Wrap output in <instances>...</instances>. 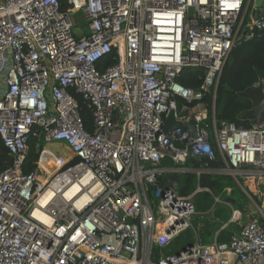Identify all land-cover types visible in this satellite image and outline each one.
Returning a JSON list of instances; mask_svg holds the SVG:
<instances>
[{
	"label": "built area",
	"instance_id": "obj_1",
	"mask_svg": "<svg viewBox=\"0 0 264 264\" xmlns=\"http://www.w3.org/2000/svg\"><path fill=\"white\" fill-rule=\"evenodd\" d=\"M66 4L0 0V140L12 159L0 171V264H264V122L217 124L213 108L209 118L201 105L177 104L215 94L235 40L243 29L248 38L263 29L264 15L249 9L252 0ZM74 15L84 29L78 35ZM113 51L114 63L98 71L96 63ZM184 68L204 69L198 90L177 82ZM75 95L91 110L90 132ZM170 111L178 121L195 120L196 138L188 130L163 133ZM32 140L39 156L24 174ZM51 143L64 144L68 156L50 154ZM213 146L224 164L217 173L233 179L257 215L241 223L244 214L228 203L220 230H237L226 242L216 232L211 243L195 241L166 257L163 248L194 230L192 197L200 189L181 196L158 180L209 171L185 163L213 159ZM73 156L78 162L65 167ZM164 159L171 165L162 167ZM75 183L81 195L68 201ZM53 184L58 197L35 216Z\"/></svg>",
	"mask_w": 264,
	"mask_h": 264
},
{
	"label": "trees",
	"instance_id": "obj_2",
	"mask_svg": "<svg viewBox=\"0 0 264 264\" xmlns=\"http://www.w3.org/2000/svg\"><path fill=\"white\" fill-rule=\"evenodd\" d=\"M60 2L61 8L65 9L67 7L66 0H60ZM248 20L247 17L246 21ZM241 33L224 62L215 94L213 95L212 90H210L200 101H191L190 103L179 99L177 100L179 106L187 104L188 107L192 108L201 105L209 112V118L213 108L217 124L225 122L241 128L251 127L252 121L243 118V116L252 108L250 100L247 99V93L259 85L262 87L264 95V28L254 30L251 38L246 36L248 31L245 29ZM114 57V51L104 56L96 63V69L103 71L114 63ZM204 74L205 71L202 68H184L177 77V82L185 88L198 90L202 85ZM74 97L79 104L83 127L87 132H90L93 127L91 110L87 108L79 96L75 95ZM29 145V152L22 166L24 174H29L35 170L39 156L36 141L32 140ZM177 146L182 147L181 144H177ZM213 149V159L191 158L185 163L191 169L209 171H203L198 176L190 172L178 175V193L181 196H188L200 189L192 197L198 214L192 219L194 230H185L169 246L163 248L161 253L166 257L176 255V252H180L182 247L195 241L203 245L209 244L216 232H218L217 242H226L229 235L237 230L233 224H228L220 230L224 224L222 221L225 220L224 216H228L227 220L230 218V208L224 205V202L231 199L232 203L229 205L234 209L242 211L243 208L233 197V179L230 176L216 173L223 168L224 164L214 146ZM5 157H9V151L0 140V158ZM77 162L78 158L70 157L65 167ZM5 167L7 166L0 167V171ZM39 178L44 180L43 177ZM158 183L162 185L163 178H160ZM226 189H231V192L227 193ZM159 254L160 251L155 250L154 257L158 258Z\"/></svg>",
	"mask_w": 264,
	"mask_h": 264
},
{
	"label": "water",
	"instance_id": "obj_3",
	"mask_svg": "<svg viewBox=\"0 0 264 264\" xmlns=\"http://www.w3.org/2000/svg\"><path fill=\"white\" fill-rule=\"evenodd\" d=\"M253 7L260 15H264V0H252ZM247 99L250 100L252 108L243 118L249 119L254 125H260L264 122V95L261 86H256L253 90L247 93ZM52 116V114H48ZM163 133L170 136L175 130H188L190 138H196V122L193 118L188 121H178L174 114L170 111L164 118L162 124ZM12 159L10 157L0 158V167L10 166ZM179 178L178 175H167L162 183V188L178 191ZM228 201L232 202L231 199ZM192 243L181 248V251H186L191 247ZM179 251L176 252V255Z\"/></svg>",
	"mask_w": 264,
	"mask_h": 264
},
{
	"label": "rangeland",
	"instance_id": "obj_4",
	"mask_svg": "<svg viewBox=\"0 0 264 264\" xmlns=\"http://www.w3.org/2000/svg\"><path fill=\"white\" fill-rule=\"evenodd\" d=\"M252 7H253V5L251 4L249 9H251ZM72 21H73L72 30H73L74 34L78 35V34L82 33L84 31V29H83L82 23L79 20L78 16L74 15V18L72 19ZM47 149L50 150L49 151V152H51L50 154H53L56 157H63L64 156L63 158H65L68 155V150L65 147V145L62 143L48 144ZM53 168H55V167H52L51 170ZM44 174L46 175L47 173H43V175ZM232 190H233L234 199L237 200L239 202V204L241 205V207L243 208L242 213L244 214L245 218L242 220L241 223L245 222L251 216L256 217V215H257L256 210L249 206L248 198L246 197V195L243 193V191L238 187V185L235 182H233ZM223 204L226 205L228 203H226V204L223 203ZM226 206H228V205H226ZM227 218H228V216L225 215L224 216L225 220H222V221L224 223H228ZM233 225H235V224H233ZM235 227L237 228V225H235Z\"/></svg>",
	"mask_w": 264,
	"mask_h": 264
},
{
	"label": "bare ground",
	"instance_id": "obj_5",
	"mask_svg": "<svg viewBox=\"0 0 264 264\" xmlns=\"http://www.w3.org/2000/svg\"><path fill=\"white\" fill-rule=\"evenodd\" d=\"M79 186L80 185L78 183H75L72 184L70 187H67V190L69 188L70 189L68 190V192L66 190L67 193L65 194L64 198H67L68 201H74L75 198H78V196L81 195V193H78V190H80ZM44 192L45 193L44 194L42 193L39 197V201H38L39 205L36 206L35 216L37 217H41L40 212L42 211L39 210L40 208L47 207L54 200V198L58 197L59 185L53 184L51 187L47 188ZM64 193L65 190H62L61 194Z\"/></svg>",
	"mask_w": 264,
	"mask_h": 264
},
{
	"label": "crops",
	"instance_id": "obj_6",
	"mask_svg": "<svg viewBox=\"0 0 264 264\" xmlns=\"http://www.w3.org/2000/svg\"><path fill=\"white\" fill-rule=\"evenodd\" d=\"M46 148H47V147H46ZM67 156H68V155H67ZM67 156H66V157H67ZM63 157H64V156H63ZM169 163H170L169 159H164V160L161 162V166H162V167H168V166H170V164H171V163H170V164H169ZM216 173H217V171H216ZM224 203H232V202H230V201L227 200V202H224ZM226 205H227V204H226Z\"/></svg>",
	"mask_w": 264,
	"mask_h": 264
},
{
	"label": "clouds",
	"instance_id": "obj_7",
	"mask_svg": "<svg viewBox=\"0 0 264 264\" xmlns=\"http://www.w3.org/2000/svg\"><path fill=\"white\" fill-rule=\"evenodd\" d=\"M198 214V213H197ZM196 216V215H195Z\"/></svg>",
	"mask_w": 264,
	"mask_h": 264
}]
</instances>
